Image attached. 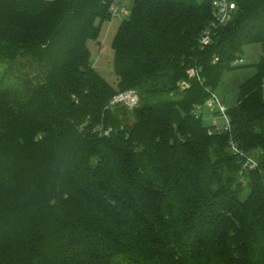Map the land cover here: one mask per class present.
Listing matches in <instances>:
<instances>
[{
	"label": "trees",
	"instance_id": "1",
	"mask_svg": "<svg viewBox=\"0 0 264 264\" xmlns=\"http://www.w3.org/2000/svg\"><path fill=\"white\" fill-rule=\"evenodd\" d=\"M233 1L214 28L211 0H131L113 84L87 46L104 0H0V264H264V0ZM251 43L231 128L209 134L194 105ZM128 89L137 105L111 103Z\"/></svg>",
	"mask_w": 264,
	"mask_h": 264
},
{
	"label": "built area",
	"instance_id": "2",
	"mask_svg": "<svg viewBox=\"0 0 264 264\" xmlns=\"http://www.w3.org/2000/svg\"><path fill=\"white\" fill-rule=\"evenodd\" d=\"M107 3L108 11L110 15L113 17L126 16L130 12V7H128L125 3L120 0H104ZM211 8H212V16L213 22L212 25L215 28L219 25H224L233 19L236 12V5L233 0H211ZM213 29L208 27L203 29L199 36V44L201 46L207 45L211 42L212 35H214ZM214 60H217V57H214ZM244 58L242 56H237L230 63L231 66L239 65L244 63ZM186 73L189 78H197L201 80L202 78L199 76V68L189 67L186 70ZM180 85L186 87L189 85L187 80H182ZM139 101L138 93L133 89H128L125 91H120L116 93L112 99V104H122L128 108H132L137 105ZM210 111L211 121L207 126V132L209 134L212 133H222L225 131H229L231 128L230 120L227 115V107L225 104L218 98V96L212 92L210 96L203 102L194 105V114L196 116H201L204 119V112ZM221 119L222 121H218ZM110 129H106L105 132L108 133ZM230 147L233 153H237L240 156H243L241 150L237 148V146L230 142ZM257 166V160L252 157H245L242 159V171H241V179H243L244 171L248 169H254Z\"/></svg>",
	"mask_w": 264,
	"mask_h": 264
},
{
	"label": "rangeland",
	"instance_id": "3",
	"mask_svg": "<svg viewBox=\"0 0 264 264\" xmlns=\"http://www.w3.org/2000/svg\"><path fill=\"white\" fill-rule=\"evenodd\" d=\"M128 7L131 6V0H120ZM126 16H124L125 18ZM123 19L113 16L109 21L103 22L98 39L87 41V46L91 52V62L94 68L110 83L116 82V75L112 69L113 49L111 41L118 24ZM262 50L258 43L247 44L243 48L241 56L244 58V63L237 68L223 71L220 77L219 84L215 89V94L225 104L230 107L235 104L238 95V85L245 78L253 73V64L256 63L262 55ZM264 99V86L262 91ZM128 108V107H127ZM210 111L204 112V124H209L211 121ZM218 121H222L218 119Z\"/></svg>",
	"mask_w": 264,
	"mask_h": 264
},
{
	"label": "crops",
	"instance_id": "4",
	"mask_svg": "<svg viewBox=\"0 0 264 264\" xmlns=\"http://www.w3.org/2000/svg\"><path fill=\"white\" fill-rule=\"evenodd\" d=\"M112 18V17H111ZM109 21V20H108ZM93 65V64H92ZM264 86V85H263Z\"/></svg>",
	"mask_w": 264,
	"mask_h": 264
}]
</instances>
